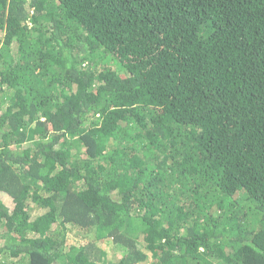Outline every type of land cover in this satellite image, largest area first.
<instances>
[{
	"label": "trees",
	"instance_id": "16d2710c",
	"mask_svg": "<svg viewBox=\"0 0 264 264\" xmlns=\"http://www.w3.org/2000/svg\"><path fill=\"white\" fill-rule=\"evenodd\" d=\"M0 264H264V0H0Z\"/></svg>",
	"mask_w": 264,
	"mask_h": 264
},
{
	"label": "rangeland",
	"instance_id": "374dc122",
	"mask_svg": "<svg viewBox=\"0 0 264 264\" xmlns=\"http://www.w3.org/2000/svg\"><path fill=\"white\" fill-rule=\"evenodd\" d=\"M104 248L107 250L109 256H111L112 258H115L117 254L119 253V252H116V250H114V248L111 245H107V246L104 245Z\"/></svg>",
	"mask_w": 264,
	"mask_h": 264
}]
</instances>
